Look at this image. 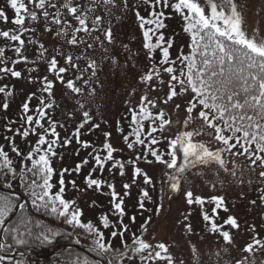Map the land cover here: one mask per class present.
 I'll list each match as a JSON object with an SVG mask.
<instances>
[{
	"label": "rangeland",
	"instance_id": "1",
	"mask_svg": "<svg viewBox=\"0 0 264 264\" xmlns=\"http://www.w3.org/2000/svg\"><path fill=\"white\" fill-rule=\"evenodd\" d=\"M25 2L27 3L28 0ZM53 2L60 7L68 0H53ZM196 2L204 8L206 14H210L211 9L207 0H196ZM213 2L218 6L223 4L226 12L229 10L226 0H213ZM233 2L241 13L242 29L247 38L256 43H264V0H233ZM76 5L86 11L89 28L93 29L90 34L83 32L78 34L82 40L86 41L78 46L68 43L77 24L63 7H60L61 19L67 18L71 24V27L65 29L67 35L58 36L60 27L46 25L42 17L37 21L26 19L25 27L32 29L22 37L25 39L22 55L27 57V62L14 63L18 56L12 49L18 42L8 41L0 36V48L5 49L7 65L22 73L19 78L0 73L2 77L0 86L7 85V90L12 93L8 97L0 94V146L9 152L19 174L15 179L9 175V179L3 184L11 183V188H17L23 192L28 190L19 178L23 175L24 180L29 179L26 173L21 171L24 166L21 158L11 151L5 138L14 136V130L24 124L23 116L36 115L40 98L43 97L45 104L53 105L46 109L48 115L44 120L45 127H48L49 119L55 121L61 140V143L55 147L56 156L50 157L54 163L51 166L56 173L52 177L56 181L55 187L59 189V173L68 169L64 174V196L69 200L74 199L77 206L83 209L82 220L99 225V218L107 214L110 225H115V228L101 229L104 231L105 243L109 241L111 231L120 230L119 221L122 220L123 225L128 226V231L124 232L123 236L117 235L111 238L112 249L105 254L111 264H145L141 260V255H147V251H153L154 254L155 250H159L154 247L144 253L134 252L133 249L138 245L133 243V233L153 246L164 243L173 264H264V246H262L264 245V200L261 199V196H264V177L259 175L261 171H264V167H261L259 162L257 165H252L246 156L222 153L224 166L212 162L191 167L182 174L180 190L173 191L169 186L168 178L172 170L156 161L150 153H147L145 158L144 146L137 145L134 149H129L123 139L124 136H128L129 141H134L132 132L135 125L132 123L130 109H138L141 97L147 94L148 98L155 103V108L151 110H163L167 120L169 118L170 121L164 126L162 134L154 133L161 142L153 147L167 153L170 150L168 141L182 131L196 129H202V131L200 135L193 137L194 141L204 142L213 151L222 147V144L215 139L214 129L205 125L199 117L202 106L197 105L191 113L187 111L188 102L194 95L190 90L181 93L177 86L178 95L167 100L170 92L168 86L170 74L164 72L163 68L168 65H159L158 62L162 58L159 49L151 53L150 57L149 50L144 47L143 36L144 30L149 25L141 28L140 20L135 15L139 11L140 15L146 19L149 18L151 0L148 4H145L143 0H72L70 6ZM29 7L31 8V5ZM0 8L4 9L9 16L7 24L0 21V30L16 29L17 26L11 22L14 19V10L10 8L6 0H0ZM50 11L54 10L50 9ZM97 16L101 18L99 21H95ZM168 17L164 21L166 28L161 31L166 40H171L170 59L177 60L178 75L179 60L177 58L181 52L189 55L192 51L191 35L184 30L179 17ZM48 28L52 30L48 31ZM108 29L112 33L111 42L105 36ZM29 39L33 43H29ZM155 41L156 36H153V43ZM40 44H43L46 49L43 55L39 48ZM89 44L92 45L91 48L88 47ZM68 55L73 56L74 63H78L83 72L82 74L81 72L61 74L64 76V82H61L55 73L49 71L48 64L51 58L56 56L58 67H67L64 57ZM76 57L80 59L76 60ZM93 62L95 67L90 68L89 65ZM154 63L160 67V77L159 79L154 77L152 82L146 84L141 77ZM3 66L4 64H0V68ZM44 77L53 82L54 86L50 94L42 90ZM77 77L81 78L77 79ZM68 79L74 80L75 85L81 89L79 93L67 87ZM160 80L163 81L162 84ZM33 93L35 96L29 104L31 111L24 114L22 105ZM5 99L9 103L7 111H4L2 107ZM166 100L167 103H165ZM149 107L151 108V105ZM84 112L89 113L90 119L80 129L79 142H77L73 133L84 122ZM189 119L190 123L185 127L184 122ZM147 123L144 121L145 133L149 130L150 121ZM8 127H11L13 131L9 132ZM106 133L111 135L106 137ZM142 138L147 143L148 138L144 135ZM37 139V135L30 134L27 138L15 135L16 146L24 155L31 150ZM65 139H70L72 142L64 145L62 142ZM84 141L92 147L84 148L82 146ZM105 142L113 145L116 150L113 156L116 160L128 161L132 160L134 155L138 156L135 167L141 168L142 172L151 179V183H145L144 176L134 177V166L128 163H125L123 175L118 169L111 167V162L103 171L97 170L91 173L95 166L93 160L95 150L102 149ZM238 150L239 146L232 151ZM100 155L105 156L106 151H101ZM165 158L168 157L165 156ZM85 159L88 163L84 164L79 172L73 171ZM181 162L182 153H178L177 164ZM30 164L31 161H28L27 166L29 167ZM90 173L93 178L115 185V190L120 194L119 198L124 201L123 216H118L114 211L111 190L107 184L99 189L95 186H87L86 177ZM73 180L76 182L75 188L71 185ZM124 184H130L131 187L125 190ZM145 190L148 193L147 197L142 195ZM188 191L193 193L194 198L196 196L204 198L205 204L203 206L189 205L186 196ZM0 193L6 192L0 191ZM213 196L224 198L227 211L223 208L213 211L215 203L208 202ZM141 200H143L144 208L140 207ZM252 201L255 203L253 204ZM205 212L213 217L217 224L223 225L222 231L230 233V241H226L219 232L211 231L212 221L206 222L203 219ZM230 216L237 219L238 228L224 224ZM132 217H135L134 221ZM45 227L48 226H43L42 229ZM58 238L61 236L58 235ZM254 239H260L262 245H255L251 251L246 250V245L254 243ZM68 241L90 247H94L95 244L94 238L86 234H76L73 240L65 239V242ZM37 245H39L38 251L44 252L42 250L44 244L37 242ZM74 252L75 256L72 258H68L65 252H56L53 256L44 257L23 254L14 255V257L2 255V257L5 258L3 264H17V262L99 264L89 254L79 250ZM162 255H164L163 252ZM148 264H166V262L156 260L149 261Z\"/></svg>",
	"mask_w": 264,
	"mask_h": 264
},
{
	"label": "snow or ice",
	"instance_id": "2",
	"mask_svg": "<svg viewBox=\"0 0 264 264\" xmlns=\"http://www.w3.org/2000/svg\"><path fill=\"white\" fill-rule=\"evenodd\" d=\"M11 9L14 10V19L11 21L16 25L14 30H0V36L6 38L8 41L18 42L17 46L13 47L12 51L17 54L18 59L14 63L27 62V57L22 55V50L25 46V39L23 35L32 29L25 27L26 19L29 21H37L41 17L46 25H56L60 27L57 32L58 36L67 35L65 30L71 27L67 18L61 19L62 12L60 7L76 21L77 26L74 28L71 38L68 43L72 46H78L86 41L82 40L78 34L83 32L90 34L93 29L89 28L87 13L79 5L70 6L72 0L62 4L60 7L53 0H6ZM148 4L149 0H143ZM229 10H224V5L220 6L213 0H207L210 5V14H206L204 8L196 2V0H151L149 18L140 15L139 11L135 15L140 20V27L144 28L149 25L144 32L145 39L144 47L151 53L160 50L162 58L159 60V65H168L163 68V71L170 74L168 86L170 92L167 100H171L177 96V86L180 92L191 91L194 95L191 101L188 102L189 106L187 111L191 113L197 105L202 106L199 111V117L202 118L205 125L213 128L215 131V139L222 147L216 150H210L204 142L194 141L193 137L201 134L202 129L192 131H182L175 136L174 139L168 141L167 153L160 151L158 148L153 147L158 145L161 141L154 133H163L164 126L169 124L170 121L165 119L166 113L163 110L158 111L155 115L152 108H155V103L150 100L147 94L141 97L138 109H130L132 113V123L135 125L132 135L135 137L134 141H129L128 136H124V140L129 149H134L137 145H142L145 148L146 154L150 153L155 160L164 164L168 169L172 170L168 174L169 186L173 191H179L181 187L182 174L191 167L203 164L207 165L212 162L224 166L225 161L222 159V153H230L232 155L246 156L252 165H259L264 167V43H256L252 39L247 38L245 31L242 29L241 13L237 10L236 3L233 0H226ZM31 5V8L29 7ZM54 10V11H50ZM165 9L170 12L179 14L185 21L184 30L191 35V48L192 51L189 55H184L182 52L177 58L179 60V74L177 75V60L170 59L169 49L172 46L171 40H166L164 33L161 31L166 28L164 21L169 17L166 16ZM101 18L97 16L95 21ZM0 21L5 24L9 22L7 12L0 8ZM95 21L93 25L95 26ZM51 31V28L47 29ZM157 33H159L157 35ZM106 39L111 42L112 33L108 29L105 33ZM153 36H156V41L153 43ZM33 43L31 39L28 41ZM92 47L91 44L88 45ZM41 55L46 51L43 44L39 45ZM5 49L0 48V64L4 67L0 68V73L10 74L12 77L19 78L22 73L7 65L8 58L4 56ZM62 55V54H61ZM67 67H58V60L53 56L49 61V71L55 73L61 82H64V76L61 74L68 72H83L78 63H74V58L71 55L64 57ZM79 60V57L75 58ZM94 68V62L89 65ZM93 75L95 72L93 71ZM160 77V67L154 63L153 66L141 77V80L146 84L153 81V78ZM2 78V77H0ZM81 77H77L79 79ZM67 87L74 92L79 93L81 89L75 85L73 79L67 80ZM162 84L163 81L160 80ZM53 82L44 77L43 92L51 93ZM8 86H0V94L5 97L12 95L8 91ZM35 96V93L30 94L27 101L23 103L22 110L24 114L29 113L30 101ZM167 100L165 103H167ZM147 102V103H145ZM151 105V108L149 107ZM52 103L45 104L43 97L40 98V104L36 109V115L27 114L23 116L24 124L14 130L15 134L11 137H6L11 151L21 158L23 163L22 172L30 174L31 182L24 180L23 175H20V181L24 183L28 189V194L31 198V204L37 212H44L55 219H62L66 224L74 227L84 229L88 234L94 238V251L98 255L104 256L112 249L111 238L117 235L123 236L124 232L128 231V226L123 225V221H119L120 230H113L110 232V239L105 243L104 231L101 229H108L109 227L115 228V225H110V219L107 214L99 218V225H94L91 221H83V209L78 207L76 201L65 199V180L64 174L68 169H64L59 173V189L55 193L52 192L55 186L52 183V177L55 175V169L51 166L50 157L56 156L55 147L61 143L60 134L57 131V124L55 121L49 119L47 121L48 127H45V117L48 115L46 109L51 108ZM4 111L9 108V103L5 99L2 103ZM179 107V105H177ZM84 122L75 130L73 135L79 142L80 129L84 127L90 119L89 113L84 112ZM144 121H150L149 130L144 132ZM185 127L190 123V119L186 120ZM98 127V125H93ZM39 129V132H37ZM9 132L13 129L8 127ZM37 135L38 139L35 145L27 152L26 155L21 153L20 149L16 146L15 135L24 138L29 135ZM106 137L110 133L105 134ZM142 135L146 136L147 143ZM51 137V139H49ZM166 139V138H164ZM234 141V142H233ZM70 139H65L62 143L64 145L70 144ZM47 145V147H44ZM82 146L84 148L92 147L87 141H84ZM239 150L233 152V149ZM106 151L105 156H101L100 152ZM114 149L111 143L105 142L102 149H96L93 156L95 166L92 168L91 173L97 170L103 171L105 166L111 162V167L116 168L123 175L125 163L134 166V177L144 176L145 183H151V179L146 173H143L141 168L135 167L138 156L134 155L132 160L122 161L114 159ZM178 153H182V162L178 165ZM165 156L168 158L166 159ZM31 161V167L27 166V162ZM88 160L85 159L82 164H78L73 171L79 172ZM86 177L88 187L95 186L97 189L102 188L105 184L111 190L112 203L114 204V211L118 216L124 215L123 199L119 198L120 194L115 190V185L107 181L93 178L92 174ZM11 175L16 178L19 174L14 167L13 159L9 156V152L5 151L3 146H0V176L7 177ZM264 177V171L259 174ZM73 188L76 187V182L71 181ZM11 188V183L5 185ZM124 189L127 190L131 187L130 184H124ZM143 197H147L148 193L145 190L142 193ZM187 203L189 205L197 204L203 206L205 199L199 196L193 197V193L188 191L186 193ZM264 200V196H261ZM209 203H215L216 209L223 208L227 211L222 196H213ZM254 204L255 201H252ZM18 201L15 196L10 193H0V227H3L8 217L17 208ZM19 208L24 209L25 204H19ZM140 207L144 208L143 200L140 202ZM203 219L208 222L212 221L210 228L212 232H219L226 241H230L231 236L228 231H222L223 225L217 224L213 217L209 216L207 212L204 213ZM135 220V217H132ZM28 219L25 216L19 218V223L25 225V232L28 236L33 233L30 228H27ZM233 228H238V222L235 217H229L224 221ZM207 226V225H206ZM190 228V225H189ZM146 230V229H145ZM15 235L13 239L17 244L23 245L28 241L23 234L20 233L19 228L5 229V238L9 232ZM254 231V227H253ZM60 233L53 228L45 227L36 236L35 239L40 244L49 243L55 239ZM133 243L138 245L134 252L144 253L149 249H156L147 251V255H141V260L148 264L149 261H162L166 264H173L172 257L168 255V248L164 243L158 245H151L144 239L137 237L133 233ZM255 245H262L260 239H254V243L246 245V250L251 251ZM126 246V245H125ZM264 246V245H262ZM10 245L0 244V248H8ZM162 252L164 255H162ZM4 257L0 256V264H3ZM23 264V262H17ZM109 264L111 262L109 261Z\"/></svg>",
	"mask_w": 264,
	"mask_h": 264
},
{
	"label": "trees",
	"instance_id": "3",
	"mask_svg": "<svg viewBox=\"0 0 264 264\" xmlns=\"http://www.w3.org/2000/svg\"><path fill=\"white\" fill-rule=\"evenodd\" d=\"M165 13H166V16L168 15V16H177V17H179L181 23L185 27V21L182 19V17L179 14L172 13L168 9H165ZM190 44H191V41H190ZM156 111L152 110L154 115L158 112V111L157 112ZM166 117L167 116L165 115V119H167ZM147 122L148 121H145V123H147ZM51 163H52L51 165H54V163L52 161H51ZM29 167H31V164H30ZM26 175L29 178L28 181L30 183L31 182V176H30V174H26ZM8 179H9V176H7V177L0 176V181L1 182L7 181ZM55 182L56 181H54L53 178H52V183L54 184ZM56 191H58V190L54 186L53 189H52V192L55 193ZM25 193L28 194V190H26ZM28 207L30 209H28L26 207L24 209H21L18 212V214L15 216V218L12 220V222L9 224V226H8V228L9 227H11V228H17L18 227L19 230H20V233L23 234L24 237L28 241L26 244H23V245L17 244L15 242V240L13 239V236L15 234L10 231L8 233V235H7V239H10L11 241L15 242V244L17 246H20V247L21 246H27V247L30 246L33 249L38 251L39 245H37V242H39V241H37L35 239V236L42 230L43 226H48L50 228L55 229L56 231H58L60 233L59 235L61 236V238H58V236H57L51 242L45 243L44 246H43V249H42L43 251H48V250L52 249L55 246L56 243H58L60 241H65V239L66 240H68V239L69 240H73V238H74V236L76 234H86V235L91 236L84 229H81L79 227H74L72 225H68L62 219L57 220L53 216H50V215H48V214H46L44 212H37L33 208L32 204H31V198H30L29 195H28ZM21 216H25L28 219L29 222L27 223L26 226H27V228L31 229V231L33 233L32 236H28L27 233L25 232V225L19 223V218ZM33 242H34V245H32ZM35 242H36V244H35ZM75 250H78V249H62L59 252H65L68 258H72V257L75 256V252H74Z\"/></svg>",
	"mask_w": 264,
	"mask_h": 264
},
{
	"label": "water",
	"instance_id": "4",
	"mask_svg": "<svg viewBox=\"0 0 264 264\" xmlns=\"http://www.w3.org/2000/svg\"><path fill=\"white\" fill-rule=\"evenodd\" d=\"M0 190L3 191V192H8V193H12V194H16L20 197V200L18 201V205L19 204H23L24 201H25V196L23 195V193L19 190H16V189H11V188H8V187H5L4 185H2L0 183ZM17 205V208L15 209V211L11 214L10 217L7 218L6 220V223L3 227L0 228V244L3 242L4 240V229L7 227V225L10 223V221L15 217V215L17 214V212L21 209L19 208V206ZM61 248H79L81 250H84L85 252H88L90 253L93 257H95L96 259H98L101 264H109V262L101 257H97L96 255H94L90 249L83 245V244H80V243H70V242H60L58 243L53 249H51L50 251L48 252H43V253H36V252H32L31 249L29 248H23L21 250H18L16 249L14 246H13V250L10 251V252H3L1 251L4 255L6 256H14V255H17L19 253H23V254H28V253H32L34 254L35 256H39V257H44V256H51L53 255L54 253H56L59 249ZM1 250V248H0Z\"/></svg>",
	"mask_w": 264,
	"mask_h": 264
},
{
	"label": "flooded vegetation",
	"instance_id": "5",
	"mask_svg": "<svg viewBox=\"0 0 264 264\" xmlns=\"http://www.w3.org/2000/svg\"><path fill=\"white\" fill-rule=\"evenodd\" d=\"M27 204V203H26ZM8 242H9V240L8 239H6V241H4V243L3 244H7V245H10V244H8ZM5 250H7L6 248H4Z\"/></svg>",
	"mask_w": 264,
	"mask_h": 264
},
{
	"label": "bare ground",
	"instance_id": "6",
	"mask_svg": "<svg viewBox=\"0 0 264 264\" xmlns=\"http://www.w3.org/2000/svg\"><path fill=\"white\" fill-rule=\"evenodd\" d=\"M28 209H30L29 207H28ZM10 224V223H9Z\"/></svg>",
	"mask_w": 264,
	"mask_h": 264
}]
</instances>
